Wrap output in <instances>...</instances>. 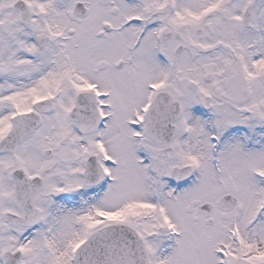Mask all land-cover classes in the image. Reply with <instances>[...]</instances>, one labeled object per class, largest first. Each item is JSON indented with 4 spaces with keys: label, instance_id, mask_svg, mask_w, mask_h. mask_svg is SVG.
I'll return each instance as SVG.
<instances>
[{
    "label": "snow or ice",
    "instance_id": "1",
    "mask_svg": "<svg viewBox=\"0 0 264 264\" xmlns=\"http://www.w3.org/2000/svg\"><path fill=\"white\" fill-rule=\"evenodd\" d=\"M0 264H264V0H0Z\"/></svg>",
    "mask_w": 264,
    "mask_h": 264
}]
</instances>
